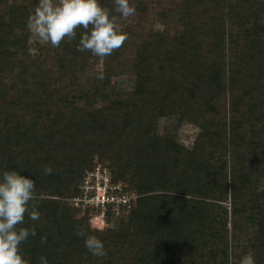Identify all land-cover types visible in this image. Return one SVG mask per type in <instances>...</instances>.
<instances>
[{
	"label": "trees",
	"instance_id": "16d2710c",
	"mask_svg": "<svg viewBox=\"0 0 264 264\" xmlns=\"http://www.w3.org/2000/svg\"><path fill=\"white\" fill-rule=\"evenodd\" d=\"M37 2L0 0V171L35 180L30 264H264V0H132L128 18L100 0L129 34L106 57L77 50L82 28L58 47L34 36ZM96 168L135 197L76 201ZM91 210L123 214L94 228Z\"/></svg>",
	"mask_w": 264,
	"mask_h": 264
},
{
	"label": "clouds",
	"instance_id": "9594fccd",
	"mask_svg": "<svg viewBox=\"0 0 264 264\" xmlns=\"http://www.w3.org/2000/svg\"><path fill=\"white\" fill-rule=\"evenodd\" d=\"M115 11L123 18L135 15L132 0H114ZM27 28L41 41L58 47L65 38L76 37V29L84 31L77 45L78 51H89L96 57H106L128 39V32L117 22L116 16L102 5L100 0H38L26 19ZM103 79V72L98 75ZM45 165V175L52 173ZM37 198L35 180L21 174L16 168L0 171V264H30L21 251V245L29 236H35V226H24L25 214L30 220H39L40 212L33 203ZM84 238L85 248L93 255H106L104 241L94 234L77 229ZM38 264H49L41 255ZM239 264H256L251 251L239 259Z\"/></svg>",
	"mask_w": 264,
	"mask_h": 264
},
{
	"label": "built area",
	"instance_id": "2783aa9c",
	"mask_svg": "<svg viewBox=\"0 0 264 264\" xmlns=\"http://www.w3.org/2000/svg\"><path fill=\"white\" fill-rule=\"evenodd\" d=\"M109 177L105 170L100 171L98 168L89 172L83 184V196L75 199L92 207H105L107 203H125L127 196L115 195L112 193L117 186L108 184ZM110 190V191H109Z\"/></svg>",
	"mask_w": 264,
	"mask_h": 264
},
{
	"label": "rangeland",
	"instance_id": "374dc122",
	"mask_svg": "<svg viewBox=\"0 0 264 264\" xmlns=\"http://www.w3.org/2000/svg\"><path fill=\"white\" fill-rule=\"evenodd\" d=\"M107 60H108V65L111 68V71H114L115 68H117L115 59L112 56H110ZM111 80H112L111 81L112 84H114V85H116L118 87H125V88H127L128 85L133 82L132 78L130 76H128V75H120V76H117V77L112 76ZM179 131H180L179 135L182 138H185V136L190 135L193 132L187 126L180 127ZM186 142H187V140H186ZM117 189H118V192H119V190H120V185L119 184H117V187H116L115 190H117ZM123 193L128 198H134L135 197V194H133V193H130V192H123ZM124 212H126V211H124ZM83 213L85 214V210L80 209L79 215H82ZM121 214H123V212L112 213L111 221L107 222L106 219H105V214L103 212H100V211L97 212L96 210H94V211L91 210V213L89 214V217H88V220H89L88 222H89L91 227L102 228V227L106 226L107 223L109 225H111L113 223V221L115 219H118Z\"/></svg>",
	"mask_w": 264,
	"mask_h": 264
}]
</instances>
